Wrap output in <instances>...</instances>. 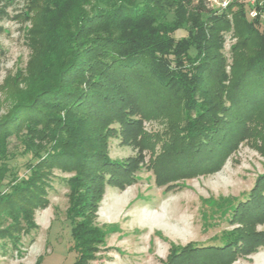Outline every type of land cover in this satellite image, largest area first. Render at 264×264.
<instances>
[{"label": "trees", "instance_id": "obj_1", "mask_svg": "<svg viewBox=\"0 0 264 264\" xmlns=\"http://www.w3.org/2000/svg\"><path fill=\"white\" fill-rule=\"evenodd\" d=\"M261 1L255 6L259 14L251 18L248 0H231L218 12L194 0H0V22L29 19L30 34L40 43L41 72L58 63L59 78L16 103L0 121V150L18 135L37 158L16 182L7 171L0 175V185L7 187L0 191V221L5 222L0 247L1 242L5 248L15 245L21 230L37 228L34 212L48 206V169L72 171L75 176L67 181L71 236L76 264H84L91 237L100 234L84 216L96 211L112 173L125 172L107 158L105 131L112 122L133 123V112L149 101L150 90L183 98L187 130L175 156L183 170L209 173L219 164L230 151L231 135L244 137L245 127L236 132L230 118L246 124L264 104ZM178 31L186 36L176 38ZM226 33L235 40L228 71L221 53ZM6 54L0 44V68ZM40 134L50 142L35 149ZM239 209L246 217L264 216V173L231 216ZM234 242L178 251L170 264H229Z\"/></svg>", "mask_w": 264, "mask_h": 264}, {"label": "rangeland", "instance_id": "obj_2", "mask_svg": "<svg viewBox=\"0 0 264 264\" xmlns=\"http://www.w3.org/2000/svg\"><path fill=\"white\" fill-rule=\"evenodd\" d=\"M230 1L194 3L218 12ZM0 26L5 30L0 44L7 52L0 68L1 121L10 116L16 103L28 101L59 78L55 73L58 63L41 72L39 39L30 34L29 19L1 21ZM182 36L185 31L175 34L176 38ZM234 42L230 33L223 35L221 53L226 71L231 62L228 50ZM149 95V101L133 112V123L108 122L104 150L108 160L125 172L112 173L113 179L102 185L96 211L84 216L89 227L100 231L88 243L84 264H170L178 251L228 240L240 241L234 242L235 257L229 264H264V216L246 217L241 209L231 216L264 173V104L252 112L246 124L233 115L230 119L236 132L245 127L244 137L231 135L226 147L230 151L209 173H193L183 170L184 163L175 157L180 155L187 130L183 98L166 89L150 90ZM129 122L131 126H125ZM42 136L34 139L40 142L35 149L50 142ZM0 151V175L7 171L13 182L37 160L18 135L11 136L8 146ZM48 170V206L34 212L37 228L18 232L19 240L13 246L5 248L1 242L0 264H76L67 183L75 175ZM78 186L86 187L80 182ZM5 190L7 187L0 185V191ZM4 227L5 222L0 221V228Z\"/></svg>", "mask_w": 264, "mask_h": 264}, {"label": "built area", "instance_id": "obj_3", "mask_svg": "<svg viewBox=\"0 0 264 264\" xmlns=\"http://www.w3.org/2000/svg\"><path fill=\"white\" fill-rule=\"evenodd\" d=\"M248 4L250 6V10H249V16L251 18L257 17V15L259 14V12L255 9V6H261L262 5V1L261 0H248ZM260 23H261V29L263 31V36H264V17H260Z\"/></svg>", "mask_w": 264, "mask_h": 264}]
</instances>
